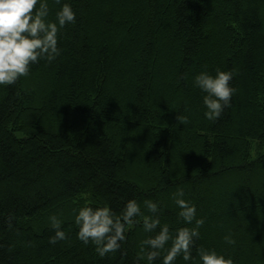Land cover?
<instances>
[{"label": "trees", "instance_id": "obj_1", "mask_svg": "<svg viewBox=\"0 0 264 264\" xmlns=\"http://www.w3.org/2000/svg\"><path fill=\"white\" fill-rule=\"evenodd\" d=\"M48 2L54 21L61 5ZM66 2L76 22L60 29V54L0 87V264H146L154 233L142 222L100 257L75 215L86 204L118 214L132 198L148 214L153 200L174 235L195 226L178 216V190L205 221L196 264L198 248L264 264V0ZM217 69L235 93L209 121L195 76ZM53 215L67 236L55 245Z\"/></svg>", "mask_w": 264, "mask_h": 264}, {"label": "clouds", "instance_id": "obj_2", "mask_svg": "<svg viewBox=\"0 0 264 264\" xmlns=\"http://www.w3.org/2000/svg\"><path fill=\"white\" fill-rule=\"evenodd\" d=\"M54 2L61 7L56 12V19L50 21L47 19L48 0H0V87L13 85L19 78L28 76L31 66L38 64L41 59L51 61L60 54L58 33L67 24L76 22V11L66 0ZM232 79L231 71L220 69L216 70L215 75L201 71L195 76V85L206 93L203 104L207 120L219 119L224 109L230 106L235 93V88L230 84ZM177 120L183 125L189 122L181 114ZM184 196L183 190L174 194L175 203L180 209L178 216L185 225H192L195 221V226L178 228L174 235L168 224H161L160 205L157 201H143L148 213L145 214L141 203L132 198L127 200L118 214L107 204L96 207L86 204L81 207L75 215L77 239L84 244L92 243L98 255L105 257L120 249L129 226L142 222L146 233H154L141 242V252L144 254L140 259L145 260L146 264H155L158 258L161 264H175L177 257L181 256L187 264H196L192 249L205 221L204 218L197 217L196 205L184 199ZM49 221L55 230L49 243L55 245L58 241L67 239L62 221L55 215ZM224 240L229 245L236 243L231 233ZM197 255L200 264H235L231 257L215 249L198 248Z\"/></svg>", "mask_w": 264, "mask_h": 264}]
</instances>
